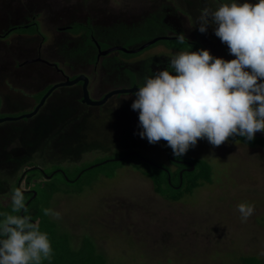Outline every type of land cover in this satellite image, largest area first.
Returning a JSON list of instances; mask_svg holds the SVG:
<instances>
[{
  "label": "rangeland",
  "instance_id": "obj_1",
  "mask_svg": "<svg viewBox=\"0 0 264 264\" xmlns=\"http://www.w3.org/2000/svg\"><path fill=\"white\" fill-rule=\"evenodd\" d=\"M92 1L0 0V8L12 12L27 7L30 13L39 14L42 32L45 34L46 28H51L55 35L50 22L62 7L73 11L79 4L94 5ZM179 4L184 1L180 0ZM41 42L40 36L17 35L0 42V96L4 100L0 118L21 112L25 106L27 111L32 109L26 96L39 87L40 78L25 79L24 70L21 76L14 75L13 62L8 67L9 72H14L11 76L4 68L17 49L37 50ZM55 44L56 40L53 49H56ZM43 53V56L48 55H45V47ZM53 104L27 122L0 125L1 205L11 203L12 185L25 166L36 163L48 174L61 167L71 180L81 179L66 184L61 175L53 182H46L43 177L47 188L57 184L61 192L50 199H40L38 205L41 209L61 213L60 219L47 217L59 233L71 236L72 246L79 247L82 240L89 237L109 264H240L241 257L264 259L262 149L248 153L240 147L226 144L214 147L206 139L199 140L197 150L189 157L212 167L211 183L184 195L180 202H168L158 196L152 183L141 175L145 168L141 160L134 158L91 169L103 160H120L129 150L148 161L170 166L166 156L153 148L155 144L140 137L139 124L129 129V134L114 136L124 141L120 147L110 143L112 132L102 127L91 126L92 134L86 139L83 127L81 133L72 130L70 122L65 121L64 114ZM83 124L87 126L86 122ZM78 142L80 148H76ZM66 191L70 195H65ZM242 202L254 205V214L246 222L241 220L237 209Z\"/></svg>",
  "mask_w": 264,
  "mask_h": 264
},
{
  "label": "flooded vegetation",
  "instance_id": "obj_2",
  "mask_svg": "<svg viewBox=\"0 0 264 264\" xmlns=\"http://www.w3.org/2000/svg\"><path fill=\"white\" fill-rule=\"evenodd\" d=\"M179 1L93 0L94 5L79 4L73 11L65 6L50 22V25H54L55 35L51 33V28H46L44 34L43 26L38 23L39 14L30 13L27 7L22 6L12 12L0 8V42L16 35L42 38L37 50L30 47L29 50L17 49L4 68L11 76L14 72H9L8 67L13 62L14 75L21 76L24 70L25 79L40 78L39 87L26 96L29 102L25 99L28 105L32 104V109L27 111L25 106L21 112L14 113L16 115L9 113L0 119H16L32 114L45 95L57 87L32 118L38 117L41 110L54 101L52 106H58L65 121L70 122L72 130L80 132L83 127L87 139L92 134L93 126L102 127L112 132L110 143L122 147L124 141L114 136L129 134V129L139 124V113L131 107L136 98L135 92L131 91L143 84L145 76L157 71H171L170 59L182 50L204 49L209 50L214 57L235 59L229 54L227 45L215 36L214 26L210 24L206 33L199 31L198 17L201 10L205 7L215 9L222 3L221 0H183L184 4H179ZM32 25L38 26L39 33L27 32ZM181 33L185 35L183 44L177 39ZM55 40L56 49H53ZM155 40L159 41L137 53H130ZM44 47L47 56H43ZM172 75L176 73L172 71ZM74 81V85H65ZM86 93L88 101H85ZM22 98H25L24 95ZM3 102L0 96V110ZM29 119L10 122H27ZM225 144L240 147L248 153L253 149L264 151V148L251 147V141L242 142L230 138ZM80 145L78 142L76 148H80ZM153 148L161 155L164 154L171 165L166 166L142 157L141 160L162 164L168 168L163 167L165 170L171 172L180 170V175L192 169L189 154L197 150V146L190 148L189 154L178 158L166 141H160Z\"/></svg>",
  "mask_w": 264,
  "mask_h": 264
},
{
  "label": "clouds",
  "instance_id": "obj_3",
  "mask_svg": "<svg viewBox=\"0 0 264 264\" xmlns=\"http://www.w3.org/2000/svg\"><path fill=\"white\" fill-rule=\"evenodd\" d=\"M210 24L235 59L214 57L204 49L179 51L170 59L171 71L144 77L131 105L139 113L140 137L153 145L166 141L177 158L199 140L220 147L230 138L253 141L257 132H264V0H225L215 9L205 7L198 17L199 31L206 33ZM177 39L183 44L185 35ZM10 195L11 212L0 213V264L50 260L51 241L27 214L22 187ZM237 209L243 222L254 214L248 203ZM43 213L61 218L53 209Z\"/></svg>",
  "mask_w": 264,
  "mask_h": 264
},
{
  "label": "trees",
  "instance_id": "obj_4",
  "mask_svg": "<svg viewBox=\"0 0 264 264\" xmlns=\"http://www.w3.org/2000/svg\"><path fill=\"white\" fill-rule=\"evenodd\" d=\"M27 32L37 34L39 33V28L37 25H32ZM232 139L250 142L239 136ZM251 147L264 148V139L255 138L251 141ZM187 154H189V151L185 155ZM134 158L140 161L141 155L139 153L133 154L131 151H128L120 160H103L100 164L91 167V169L109 163L124 162ZM140 162H142L145 168L142 171L137 169V167L135 168L139 172L141 171V175L152 183L154 192L168 202H180L184 195L192 193L194 190L204 186V184L211 183L212 167L201 160L192 161L195 168L194 171L191 173L185 172L182 179L180 177V170L171 172V170H165L163 167H167L162 164L147 163L144 160ZM41 168L43 167L33 162L25 166L24 171L21 173L22 175L16 177L12 189L22 187L25 195V204L28 209L27 214L32 217L33 223L38 221L40 230L47 233L49 236L53 248V256L50 260L42 261V264H109L108 259L97 250L96 245L91 242L89 237H85L79 247L72 246L71 236L67 233H59L55 225L48 220V217L43 213V209L38 205L40 199H50L54 194L61 192V188L57 184H51L50 187L47 188L44 184L45 178L43 177H46V182H53L57 175H61L66 184H71V181L77 182L81 178L77 181L71 180L66 174V171L61 167H57L51 174L46 173V171ZM88 170L89 169H86V171ZM65 179L69 180V182ZM35 193L36 197H34ZM65 195H70V192L66 191ZM2 212H11V203L6 206L0 204V213ZM22 213L23 211L20 214L22 215ZM24 214L25 213H23V215ZM0 219H3V217L0 216ZM239 262L240 264H264V259L248 256L241 257Z\"/></svg>",
  "mask_w": 264,
  "mask_h": 264
},
{
  "label": "water",
  "instance_id": "obj_5",
  "mask_svg": "<svg viewBox=\"0 0 264 264\" xmlns=\"http://www.w3.org/2000/svg\"><path fill=\"white\" fill-rule=\"evenodd\" d=\"M162 40V39H161ZM159 40H155V41H152V42H150V43H148L147 45H145L143 48H141L140 50H138V51H136V52H130V53H137V52H139V51H141V50H144V49H146V48H148V47H150V46H152L153 44H155V43H157ZM78 82V81H77ZM262 82V81H261ZM76 82L74 81V82H71V83H67V84H65V85H68V86H70V85H74ZM57 87H54L53 89H51L46 95H45V97L42 99V101H41V103H40V105L36 108V111L35 112H33L32 114H28V115H26V116H22V117H20V118H16V119H11V118H8V119H0V124H2V123H4V122H10V121H19V120H23V119H29V118H32L34 115H36L37 114V112L39 111V109L44 105V103H45V101H46V99L50 96V94L52 93V91L54 90V89H56ZM136 91H138V89H134V90H132L131 92H136ZM85 101H88V95H87V93H86V95H85ZM255 138L256 139H264V132H257L256 133V136H255ZM194 166H192V169L190 170V172H193L194 171ZM182 174L180 175V177H181V179H182ZM34 197H36V193L34 194ZM22 215H23V213H22Z\"/></svg>",
  "mask_w": 264,
  "mask_h": 264
}]
</instances>
